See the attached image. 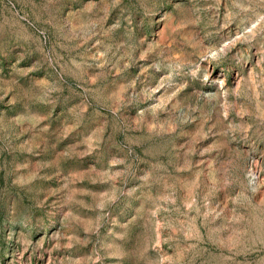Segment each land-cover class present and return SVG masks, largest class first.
I'll list each match as a JSON object with an SVG mask.
<instances>
[{"label":"rangeland","instance_id":"374dc122","mask_svg":"<svg viewBox=\"0 0 264 264\" xmlns=\"http://www.w3.org/2000/svg\"><path fill=\"white\" fill-rule=\"evenodd\" d=\"M0 264H264V0H0Z\"/></svg>","mask_w":264,"mask_h":264}]
</instances>
